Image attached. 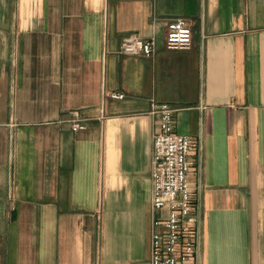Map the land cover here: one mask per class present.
Returning <instances> with one entry per match:
<instances>
[{"label":"crops","instance_id":"0c3cea01","mask_svg":"<svg viewBox=\"0 0 264 264\" xmlns=\"http://www.w3.org/2000/svg\"><path fill=\"white\" fill-rule=\"evenodd\" d=\"M152 104L191 140L200 264H264V0H0V264H149Z\"/></svg>","mask_w":264,"mask_h":264},{"label":"built area","instance_id":"2783aa9c","mask_svg":"<svg viewBox=\"0 0 264 264\" xmlns=\"http://www.w3.org/2000/svg\"><path fill=\"white\" fill-rule=\"evenodd\" d=\"M192 32L185 20L176 18L167 25L165 48L189 50ZM124 55L150 57L155 51L152 40L128 36L121 45ZM122 99V94H113ZM173 110L152 104L151 114L159 115L152 135L149 264H200L201 189L188 180L191 140L174 132ZM83 129L76 120L72 130Z\"/></svg>","mask_w":264,"mask_h":264}]
</instances>
